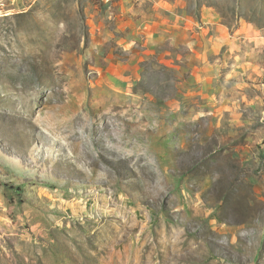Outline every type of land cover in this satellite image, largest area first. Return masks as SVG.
Wrapping results in <instances>:
<instances>
[{"label": "rangeland", "instance_id": "374dc122", "mask_svg": "<svg viewBox=\"0 0 264 264\" xmlns=\"http://www.w3.org/2000/svg\"><path fill=\"white\" fill-rule=\"evenodd\" d=\"M0 264H264V0H0Z\"/></svg>", "mask_w": 264, "mask_h": 264}]
</instances>
